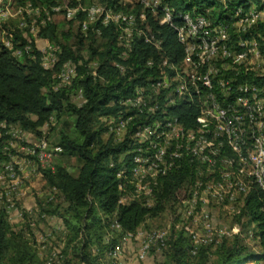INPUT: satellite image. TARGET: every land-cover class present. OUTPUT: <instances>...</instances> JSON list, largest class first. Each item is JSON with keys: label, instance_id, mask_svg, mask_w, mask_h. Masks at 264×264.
I'll use <instances>...</instances> for the list:
<instances>
[{"label": "trees", "instance_id": "16d2710c", "mask_svg": "<svg viewBox=\"0 0 264 264\" xmlns=\"http://www.w3.org/2000/svg\"><path fill=\"white\" fill-rule=\"evenodd\" d=\"M59 1L75 6V0ZM116 2L112 0L111 4ZM165 3L175 15H203L216 22L228 20L237 9L248 10L254 6L264 10L262 0H226L225 5L219 4L218 0H165ZM50 16L51 21L39 29L37 37L57 48V64L53 69L41 67L42 55L33 43L20 58L0 49V124L20 125L25 131H35L40 136L43 125L50 123V119L57 121L64 114L71 116L72 129L70 133H60L56 146L60 149V157L74 159L75 172L63 162L41 171L46 188L59 194L61 199L58 204L46 202L43 211L58 218L63 226L64 241L60 253L63 264H103L105 253L118 243L120 234L135 232L148 219L173 211L175 205L190 196L195 171L188 161H175L170 169L157 176L156 185L150 187L153 199L150 206L135 201L119 203L123 187H119L121 179L117 174L124 162L118 160L134 147L129 140L117 142L111 134L103 139L106 130L97 126V122L99 117L116 110L115 106L108 107L111 102L131 94L138 82L131 76L141 72L151 74L145 63L151 56L157 59L160 55L136 40L125 61L126 74L121 73L113 66V62L118 61L115 43L118 32L114 26H104L98 21L87 31L86 37L80 28L74 49L67 44L56 45L60 39L65 43L70 37L72 21L66 22L62 11ZM60 18L66 23H57ZM255 29L262 32L263 26L258 25ZM156 31L162 38L166 56L174 61L180 60L182 47L177 43L174 31L157 25ZM17 32L13 34V46L23 50L26 42L20 37L21 32ZM86 40H90L87 47L89 59H85L82 53ZM92 60L97 65L95 75L89 67ZM65 63L75 67V78L68 90L53 91V74ZM79 92L81 103L73 104L70 96ZM190 113L195 117L197 111ZM138 124L139 121H133L129 129L134 131ZM130 157L126 155L128 164ZM245 212L257 229L256 247L252 249L237 242L223 245L213 258L206 248H197L193 257L199 259L196 264H264V203L258 189H252L245 197ZM114 225L118 226L120 233L113 229ZM168 249L171 253L167 257L172 264H194L190 255L191 242L183 235L178 234L171 240ZM0 264H46L25 234L12 229L4 208H0Z\"/></svg>", "mask_w": 264, "mask_h": 264}, {"label": "rangeland", "instance_id": "374dc122", "mask_svg": "<svg viewBox=\"0 0 264 264\" xmlns=\"http://www.w3.org/2000/svg\"><path fill=\"white\" fill-rule=\"evenodd\" d=\"M51 2H57V5L64 4L63 1L59 0H12V7L14 11L23 7L25 4L36 8H48L54 6L50 4ZM225 2L226 0H218V3L222 5H225ZM79 3L83 7H86L91 5V0H85L83 3L79 1ZM111 3L112 0L109 2L101 0L97 6L99 8L105 6L110 8ZM117 3L118 8L116 13L121 16L133 15L137 18L138 28L145 29L139 19L138 12L140 10L139 4H137L138 2L136 3L135 0H117ZM241 11L247 14H253V12L260 14L256 24L263 26V31L256 32L255 28H257V25L245 34L242 32V28L236 24L228 34L230 40L229 47L235 51L238 49L239 44L245 42L250 43L251 46L246 50L247 62H244L242 67L244 68V65L253 63V67L255 66L256 70L255 75L264 76V10L250 6L248 10L241 9ZM144 14L146 17L144 25L149 26L151 30L157 32L156 23L159 19L151 14ZM78 16L81 15L78 14ZM233 17L234 13L229 16L231 21ZM100 18V16H96L91 23L87 24L85 30H81V33L86 37L87 31L93 29ZM206 18L210 22H216L212 20V17ZM17 19L21 20L20 17ZM57 21V23L62 25L67 22L61 18ZM84 21V16L80 17V20L75 19L72 21L70 37L65 43V40L60 39L56 45L67 44L76 49L77 35H79L78 32H80L81 23ZM12 23L14 26L10 25L9 29L16 35L18 33L17 31H19L14 30L17 22L14 21L10 24ZM33 30V33H30L28 30L24 33L27 39V41H24L27 44L30 42L31 44L33 43L40 50L48 47L42 39L37 37L38 29L33 28ZM4 37L3 31L0 30V41ZM20 37L23 39L22 33H20ZM13 39L15 38L13 37ZM88 43H90V40H86L82 50L85 59H89L87 54ZM50 46L53 51H57L55 46L52 44ZM25 49H29V47ZM120 54V49L116 46V57L118 61H114L113 66L124 69L126 59ZM188 55H190V62L183 63L187 56L184 53V57L180 62L181 69L187 70L188 72L193 71L197 76H203L211 70L212 63L205 65V69L201 68V64L197 60V56L200 55L199 53H188ZM223 62L227 63L225 61ZM89 63V67L92 69L93 75H95L94 67H97V65L93 60ZM62 71L63 67L61 71L59 70L53 74L55 80L53 91L58 90V78L62 75ZM121 73L126 74L125 71ZM121 75L124 76L123 74ZM156 79V74H152L151 76H145L144 74L143 79L139 80L134 86V92L117 99L116 102H111L108 107L115 106L116 110L99 117L97 122V126H101L102 129L106 130V135H103V139H106L107 135L111 133V127L116 122L121 121L124 125L121 127H126V130L121 132L116 141L122 142L127 138L135 143L133 146H136L138 141L142 144L138 149L130 148L128 153L119 157L118 161L124 162L122 170L117 174V177L121 179V185L119 187H123L121 189L120 204H128L135 201L148 207L153 203L150 187L156 185L158 178L156 175L160 171L161 165H165L166 158L170 154L173 146L171 141L168 142V140L159 138L162 135H170L169 129L167 128L169 124L175 121L176 130L180 128L179 124L185 129L195 130L192 114L180 111L179 109L181 100L152 87V83ZM70 87L71 83L61 90H68ZM70 99L73 104L81 103L79 93L71 95ZM129 99L134 105L139 101L136 108L126 102ZM134 109L141 111V114L138 112L134 113ZM198 113H201V111ZM70 117L68 114H64L60 120L50 119L51 122L47 125L44 124L43 127L47 126L44 129V133L47 136L49 152L53 154V158L47 165L53 168L58 162H63L70 170L75 172L74 159H66L60 157L59 153H54L57 148L56 145L59 141L60 133H70L72 129ZM129 118H136L141 121L135 131H131L132 129L128 127ZM32 119L34 120L35 118ZM144 127L153 128V133H155L153 138L147 136L136 140L134 138L135 133L142 131ZM12 129L7 131L0 130V165L7 163L9 160L7 156L2 154L3 149L8 146L13 157V164L21 170L18 172L19 180L18 182L16 181L17 184L15 187H10V184H8V187H0V208L6 210L7 220L12 226V229L16 232L22 231L25 234L26 238L38 253V256L46 264H63L60 256L64 241L63 226L58 218L54 216L50 217L43 211L46 208V202L51 201L53 204H58L61 199L59 194L51 192L46 188L41 175V165L37 163L34 157L28 154L30 146L27 141H35L40 136L35 131H25L20 125H15ZM115 130L118 131V128L116 127ZM215 139L216 137H211L210 141L214 144ZM216 142L219 143L220 141L216 139ZM155 154L161 157L162 164L157 165L153 163L154 166L143 167V164L146 161L150 162ZM126 155H131L129 164L126 162ZM196 160L198 162L193 165L195 178L191 186L194 187L192 188L194 191L193 194L190 193V197L183 200L181 204L175 205L173 211H167L155 219H148L135 232L126 236L123 242L122 238L126 234H120L118 243L110 247L105 253L103 264H172L167 257V254L169 256L171 253L168 249V244L178 234L189 239L192 250L195 249V252L192 253L191 251L190 253L192 257L191 261L194 264L199 261L198 257L193 258L197 248H206L208 254L213 258L223 245H230L237 242L248 245L252 249L256 247L257 229L250 222L245 212L246 193L239 194L236 191L238 188L234 187L237 178L233 176V171L219 164L217 161H215L214 165L208 166L205 162ZM138 166L145 173L134 177L132 170L137 169ZM201 200L204 203L201 209L199 210L198 205H196L195 213L192 212L189 215L186 211L187 203L192 201L194 204H197V201L202 202ZM7 205L10 207L6 208ZM178 212L180 216H178ZM113 229L120 233V230H117L115 226H113ZM160 235L163 236L160 242H149L151 236ZM148 244L151 249L148 250L145 257H142V252L149 246Z\"/></svg>", "mask_w": 264, "mask_h": 264}, {"label": "built area", "instance_id": "2783aa9c", "mask_svg": "<svg viewBox=\"0 0 264 264\" xmlns=\"http://www.w3.org/2000/svg\"><path fill=\"white\" fill-rule=\"evenodd\" d=\"M100 2L101 0H91V5L86 7H83L79 0H76L75 6L72 7L67 6L64 1V4L48 8H36L25 4L14 11L12 0H0V30L5 35L0 41V49L10 51L15 58L22 57L25 52L30 50L31 42L26 43L23 50L13 46L14 32L9 29V26H14L13 23L10 24L14 21L17 22L14 30L21 31L23 40L27 41L24 33L27 30L33 33V28L39 31L40 28L45 27L46 23L51 21V13L64 12L67 22L77 20L78 14L83 15L85 21L81 23L82 30H85L87 24L91 23L96 16H100L98 21H101L102 25L114 26L118 32L115 43L120 49V55L124 56L126 60L132 44L136 40L142 41L144 46L151 47L154 52L159 53L160 56L157 59L151 56L145 63V68L151 71V74H145V76L157 75L152 87L180 99V111L186 113L197 111L196 116L193 117L195 130L185 129L179 123L180 128L176 130L174 121L167 127L170 135L159 137L168 140V142L171 141L173 146L166 158L165 165H161L156 176L162 175L178 160L188 161L191 166L198 162L196 159L205 162L208 166L214 165L217 161L233 171V176L237 178L234 183V187L238 188L237 193H246L245 196H247L254 187L260 191L264 203V76L255 75L256 70L253 63L242 67L243 63L247 62L246 50L251 46L250 43H241L238 45V49L234 51L229 47L228 35L236 24L242 28L243 33L247 34L258 25L256 22L260 14L256 12L247 14L241 9H237L233 12L232 21L229 18L224 21L210 22L203 15L192 16L189 13L175 15L165 0H138L140 8L138 15L145 28L139 29L136 17L133 15L121 16L116 13L117 2L111 4L110 8L106 6L99 8L97 4ZM144 13L158 18L156 23L158 27H169L174 31L176 41L182 47L180 60L174 61L171 57L166 56L159 34L151 30L149 26L144 25L146 22ZM18 17L21 20H18ZM43 41L48 47L43 50L37 48L42 55L40 65L46 70H51L57 64L56 51L51 49L52 47L47 40ZM26 47L29 49H25ZM184 53L187 56L183 63L190 62L188 53H199L197 60L201 64V68L205 69V65L212 63L211 70L203 76H197L193 71L188 72L181 69L180 62ZM66 66L68 67L66 68ZM62 67V75L58 78V90L70 83L72 84L76 75L75 67L70 63L63 64L59 69L60 71ZM115 67L119 69L117 66ZM125 68L119 69V71L124 72ZM143 76L144 74L141 72L133 74L131 77L139 81L143 79ZM79 95L81 97L80 92ZM126 102L136 108L139 101L135 105L130 99ZM199 111L201 113H198ZM133 112L141 114V111H136V109ZM128 121L129 128L133 121L141 123L136 118H129ZM14 126V124L1 123L0 130H13L12 127ZM121 126H124L123 123L118 121L110 129L111 133L109 134L114 136L116 140L121 132L126 130V127L122 128ZM116 127L120 132L115 130ZM154 134L152 127H144L142 131L135 133L134 138L136 140L147 136L153 138ZM211 137H216L220 142L217 143L215 139L213 144L210 141ZM124 140L131 141L127 138ZM27 143L30 146L28 154L41 165V170L52 169L47 165L53 158V154L49 152L48 140L44 130L35 141H27ZM133 145L135 143L131 141V147L138 149L142 144L138 141L136 146ZM59 152L60 149L58 148L54 151L56 154ZM2 154L7 156L9 160L0 165V187H8V184L10 187H15L16 181L19 180L18 172L21 169L16 168L13 164V157L8 146L3 149ZM153 163L162 164L161 157L155 154L150 162L146 161L143 164V167L154 166ZM144 173L145 171L140 166L132 170L134 177ZM203 204V201H197V204L192 201L188 202L186 211L189 215L192 212L195 213L196 205L200 210ZM9 207L7 205L6 208ZM178 214L180 216L179 212ZM114 226L119 230L118 226ZM128 235L130 234L123 236L122 242ZM162 238V235L151 236L149 242H160ZM149 249H151L150 245L143 250L142 257L147 255ZM193 252L195 249L192 250Z\"/></svg>", "mask_w": 264, "mask_h": 264}]
</instances>
